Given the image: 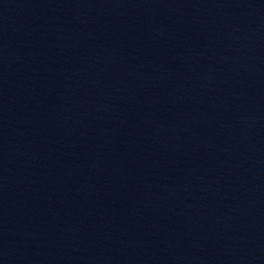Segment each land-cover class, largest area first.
<instances>
[{
	"label": "water",
	"instance_id": "1",
	"mask_svg": "<svg viewBox=\"0 0 264 264\" xmlns=\"http://www.w3.org/2000/svg\"><path fill=\"white\" fill-rule=\"evenodd\" d=\"M0 264H264V0H0Z\"/></svg>",
	"mask_w": 264,
	"mask_h": 264
}]
</instances>
